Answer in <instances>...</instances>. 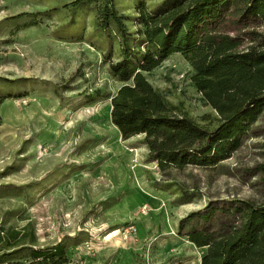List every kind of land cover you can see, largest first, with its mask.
<instances>
[{
  "label": "rangeland",
  "instance_id": "rangeland-1",
  "mask_svg": "<svg viewBox=\"0 0 264 264\" xmlns=\"http://www.w3.org/2000/svg\"><path fill=\"white\" fill-rule=\"evenodd\" d=\"M73 1L0 0V229L31 233L37 248L66 242V264H201L205 250L186 236L202 222L183 221L210 204L263 202L264 113L219 168L161 172L144 136L124 140L111 101L97 98L121 87L109 73L119 43L99 31L94 6ZM163 1L115 6L133 29L138 4L154 12ZM191 73L175 54L147 78L197 121L215 122ZM9 252L0 244V264Z\"/></svg>",
  "mask_w": 264,
  "mask_h": 264
},
{
  "label": "trees",
  "instance_id": "trees-1",
  "mask_svg": "<svg viewBox=\"0 0 264 264\" xmlns=\"http://www.w3.org/2000/svg\"><path fill=\"white\" fill-rule=\"evenodd\" d=\"M70 5L94 6L99 31L118 40L120 56L109 73L121 87L111 95L98 90L96 96L111 101V121L124 140L144 136L161 172L219 168L243 147L264 113V0H164L154 12L142 2L133 29L115 0ZM175 54L191 67V85L217 114L215 122L197 121L147 78ZM180 191L183 199L191 197L185 188ZM194 220L202 228L186 237L205 250L201 264H264V199L238 201L231 208L210 204L182 228ZM3 233L0 229V244L10 252L1 262L68 263L64 241L37 248L31 233ZM17 257L24 261L13 263Z\"/></svg>",
  "mask_w": 264,
  "mask_h": 264
},
{
  "label": "built area",
  "instance_id": "built-area-1",
  "mask_svg": "<svg viewBox=\"0 0 264 264\" xmlns=\"http://www.w3.org/2000/svg\"><path fill=\"white\" fill-rule=\"evenodd\" d=\"M141 213L144 215L148 214V211L146 210L145 207L141 209ZM137 232L136 228L134 226H130L127 230H125V236L129 237L132 234H135Z\"/></svg>",
  "mask_w": 264,
  "mask_h": 264
},
{
  "label": "bare ground",
  "instance_id": "bare-ground-1",
  "mask_svg": "<svg viewBox=\"0 0 264 264\" xmlns=\"http://www.w3.org/2000/svg\"><path fill=\"white\" fill-rule=\"evenodd\" d=\"M123 157V156H122Z\"/></svg>",
  "mask_w": 264,
  "mask_h": 264
}]
</instances>
